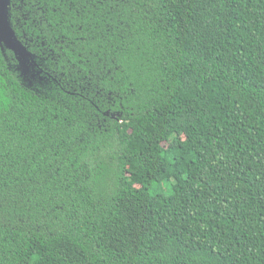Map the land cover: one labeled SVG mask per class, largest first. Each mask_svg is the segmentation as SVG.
Returning <instances> with one entry per match:
<instances>
[{
	"label": "trees",
	"instance_id": "trees-1",
	"mask_svg": "<svg viewBox=\"0 0 264 264\" xmlns=\"http://www.w3.org/2000/svg\"><path fill=\"white\" fill-rule=\"evenodd\" d=\"M8 20L29 54L0 40V264H264V0Z\"/></svg>",
	"mask_w": 264,
	"mask_h": 264
},
{
	"label": "water",
	"instance_id": "water-1",
	"mask_svg": "<svg viewBox=\"0 0 264 264\" xmlns=\"http://www.w3.org/2000/svg\"><path fill=\"white\" fill-rule=\"evenodd\" d=\"M10 0H0V40L19 56L22 64L26 66L25 57L29 54L25 46L16 37L8 20V3ZM9 39H13L10 43Z\"/></svg>",
	"mask_w": 264,
	"mask_h": 264
},
{
	"label": "rangeland",
	"instance_id": "rangeland-1",
	"mask_svg": "<svg viewBox=\"0 0 264 264\" xmlns=\"http://www.w3.org/2000/svg\"><path fill=\"white\" fill-rule=\"evenodd\" d=\"M13 39H9L10 43L12 42ZM173 180H169V181H163L161 183H155L153 184L152 186V191L156 192V191H159L161 193H169L171 191L170 188L171 187V182Z\"/></svg>",
	"mask_w": 264,
	"mask_h": 264
}]
</instances>
